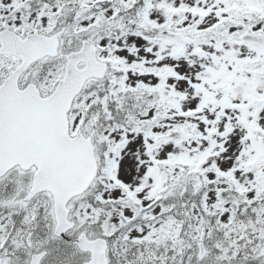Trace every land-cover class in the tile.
Instances as JSON below:
<instances>
[{
    "label": "snow or ice",
    "instance_id": "snow-or-ice-1",
    "mask_svg": "<svg viewBox=\"0 0 264 264\" xmlns=\"http://www.w3.org/2000/svg\"><path fill=\"white\" fill-rule=\"evenodd\" d=\"M0 264H264V0H0Z\"/></svg>",
    "mask_w": 264,
    "mask_h": 264
}]
</instances>
